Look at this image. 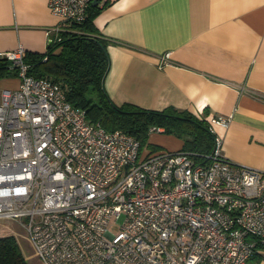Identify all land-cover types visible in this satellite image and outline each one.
I'll return each mask as SVG.
<instances>
[{
  "label": "built area",
  "instance_id": "1",
  "mask_svg": "<svg viewBox=\"0 0 264 264\" xmlns=\"http://www.w3.org/2000/svg\"><path fill=\"white\" fill-rule=\"evenodd\" d=\"M92 1L47 4L70 25ZM25 53L0 52L18 78L0 91V218L24 219L40 264H245L264 245V170L222 153L229 116L208 118L209 153L150 150L28 74Z\"/></svg>",
  "mask_w": 264,
  "mask_h": 264
},
{
  "label": "crops",
  "instance_id": "2",
  "mask_svg": "<svg viewBox=\"0 0 264 264\" xmlns=\"http://www.w3.org/2000/svg\"><path fill=\"white\" fill-rule=\"evenodd\" d=\"M47 1L0 0V52L23 45L26 52L43 53L69 29ZM103 2L96 3L101 8L93 24L108 41L104 88L111 100L229 116L227 128L215 127L222 153L264 170V0ZM9 78L0 79L1 87L17 86L18 80L4 83ZM180 147L178 139L171 149ZM245 264H264V250Z\"/></svg>",
  "mask_w": 264,
  "mask_h": 264
},
{
  "label": "trees",
  "instance_id": "3",
  "mask_svg": "<svg viewBox=\"0 0 264 264\" xmlns=\"http://www.w3.org/2000/svg\"><path fill=\"white\" fill-rule=\"evenodd\" d=\"M105 0L102 5L109 3ZM101 6L90 5L86 18L71 23L43 53L26 52L27 73L47 77L58 83L67 101L85 111L91 122H99L106 130L120 129L139 140L142 147L155 150L148 142L149 128L161 127L163 133L181 141L180 150L209 153L213 134L206 116H197L186 109L173 106L161 110L147 109L134 104H115L104 88L109 68L108 41L95 29L93 18ZM17 74L16 66L0 56V79ZM264 245L250 257H257ZM0 264H29L15 236H0Z\"/></svg>",
  "mask_w": 264,
  "mask_h": 264
},
{
  "label": "rangeland",
  "instance_id": "4",
  "mask_svg": "<svg viewBox=\"0 0 264 264\" xmlns=\"http://www.w3.org/2000/svg\"><path fill=\"white\" fill-rule=\"evenodd\" d=\"M10 80L5 82L6 84L15 85L17 83V76H10ZM4 85V84H3ZM0 85V91L3 87ZM178 139L170 134L159 132L151 134L149 138V142L152 145H156V148H166L171 149L174 148ZM172 150V149H171ZM21 221L24 222V219H2L0 218V235H8L11 234L15 236L20 249L24 253L26 259L30 262V264H40L35 256V251L32 246L31 240L25 231L24 227L21 224Z\"/></svg>",
  "mask_w": 264,
  "mask_h": 264
},
{
  "label": "water",
  "instance_id": "5",
  "mask_svg": "<svg viewBox=\"0 0 264 264\" xmlns=\"http://www.w3.org/2000/svg\"><path fill=\"white\" fill-rule=\"evenodd\" d=\"M99 0H93L91 5H96Z\"/></svg>",
  "mask_w": 264,
  "mask_h": 264
}]
</instances>
